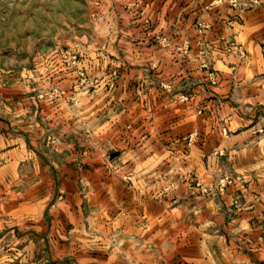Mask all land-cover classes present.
I'll use <instances>...</instances> for the list:
<instances>
[{
    "label": "rangeland",
    "instance_id": "obj_1",
    "mask_svg": "<svg viewBox=\"0 0 264 264\" xmlns=\"http://www.w3.org/2000/svg\"><path fill=\"white\" fill-rule=\"evenodd\" d=\"M205 3L0 0V264H119L143 242L221 233L194 229L209 216L190 210L202 194L226 199L216 193L227 177L238 190L248 168L237 161L257 151L215 154L208 130L188 144L216 118L146 90L172 75L150 68L172 59L151 46L156 18L176 17L172 32L193 37Z\"/></svg>",
    "mask_w": 264,
    "mask_h": 264
},
{
    "label": "crops",
    "instance_id": "obj_2",
    "mask_svg": "<svg viewBox=\"0 0 264 264\" xmlns=\"http://www.w3.org/2000/svg\"><path fill=\"white\" fill-rule=\"evenodd\" d=\"M244 1L250 0H238L236 5L229 0H206L193 37H178L172 32L170 25L177 23L176 17L156 18L157 28L161 29H153L151 40L156 42L151 46L172 59L166 63L167 57L156 55L150 68L161 69L160 74H164L171 67L172 75L170 79L146 84V90L156 91L164 102H185L194 114L203 112L209 119L216 118L208 128L198 124L192 127L185 137L188 144L208 130L220 136L210 146L215 154L218 150L221 154L230 143L241 147L242 153L257 151L256 156L243 155L237 161L238 171L248 168L233 179L237 184L243 182L238 190L231 189L234 183L230 180L223 191L216 193L226 199L214 203L202 194L196 208L190 210L197 218L209 216L194 229L213 228L221 233L213 236L201 233L200 238L174 240L169 245L162 241L149 242L150 245L143 242L138 251L129 253L125 248L126 259L119 264H264V133L261 134L264 131V0L249 5ZM148 19L143 22L149 23ZM163 24H169L170 31L162 29ZM178 38L184 40L176 43ZM229 42L241 45L246 56L226 52L224 46ZM210 72L215 73L214 82ZM176 78L191 81L174 82ZM183 83L185 90L180 88ZM250 114L256 124L248 120ZM199 177L196 186L201 183ZM201 192L206 191L201 189ZM226 212L234 215L231 221H224ZM228 228L231 231L227 232ZM127 231L128 238L134 239L130 235L132 231Z\"/></svg>",
    "mask_w": 264,
    "mask_h": 264
},
{
    "label": "built area",
    "instance_id": "obj_3",
    "mask_svg": "<svg viewBox=\"0 0 264 264\" xmlns=\"http://www.w3.org/2000/svg\"><path fill=\"white\" fill-rule=\"evenodd\" d=\"M229 2L230 3H232V4H234V5H236V3H238V0H229ZM257 2V0H250V1H244L243 3L244 4H246V5H249V4H253V3H256ZM224 49H225V51L226 52H228V53H232V54H238V55H240L241 57H245L246 55H245V51H244V49L241 47V45H236L235 43H232V42H229V43H227L225 46H224ZM262 52H263V54H264V44H263V50H262ZM71 63H72V65L73 66H76V64H77V61H76V59L74 58V57H72V59H71ZM78 74L80 75V76H82V72H78ZM210 75H211V78H212V81L213 80H215L214 78H215V73H213V72H210ZM214 82V81H213ZM74 89H76V88H74ZM227 179H228V177L226 178V181L225 180H222V182H221V186H224L225 185V183L227 182H230V180H228L227 181ZM222 188V187H221Z\"/></svg>",
    "mask_w": 264,
    "mask_h": 264
}]
</instances>
